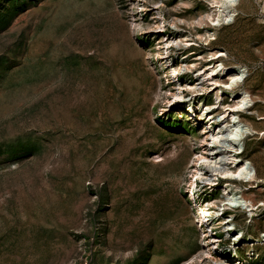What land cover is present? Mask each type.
<instances>
[{"label": "rangeland", "instance_id": "374dc122", "mask_svg": "<svg viewBox=\"0 0 264 264\" xmlns=\"http://www.w3.org/2000/svg\"><path fill=\"white\" fill-rule=\"evenodd\" d=\"M139 4L0 0V264H179L200 251L188 179L204 129L168 106L176 83L155 54L176 33L194 40L175 63L208 69L222 49L246 67L241 119L257 132L244 155L260 179L239 184L264 201V0H239L209 42L188 24L206 0H143L138 16ZM215 91L197 100L213 105ZM235 215L246 234L264 231V206ZM258 251L246 264H264Z\"/></svg>", "mask_w": 264, "mask_h": 264}, {"label": "bare ground", "instance_id": "6f19581e", "mask_svg": "<svg viewBox=\"0 0 264 264\" xmlns=\"http://www.w3.org/2000/svg\"><path fill=\"white\" fill-rule=\"evenodd\" d=\"M135 1L140 3L138 16L142 15L145 8L141 4L143 0ZM206 1L210 4L206 13L188 21V24L193 26L199 38L209 42L217 38L222 26L234 20L239 0ZM182 3L188 4L190 1ZM158 16L163 27H166L165 17L161 12H158ZM134 28L142 31L143 26L136 21ZM188 34L176 33L164 38L162 52H155L156 59L161 62L166 73L165 82L171 83L174 79L176 83L168 106L177 107L181 116L194 117L204 129V137L200 139L201 147L192 155L188 179L191 203L201 233V249L179 264H200L204 255L209 264H246L249 258H260L258 249L264 247V231L259 232L258 237L246 234L245 229L238 227L235 215L236 212L245 211L254 217L256 209L264 206V201L259 205L254 198L243 193L239 184H253L260 179L255 166L244 155L246 138L257 132L252 125L241 119V112L249 110L253 101L245 87L246 67L226 65L223 59L228 54L222 49L208 52V60L213 61L209 62L208 69L195 67L194 63L190 64L179 54V62L175 63L170 54L178 53L182 45L190 44L184 41L194 40L185 39ZM180 76L185 80H180ZM210 91H215L212 95L213 105H208L206 100H197ZM225 93L229 94L232 103L225 105ZM220 108L224 110L215 113ZM215 185H220L222 195L219 193L217 198L202 200L204 192H208V195L215 193ZM223 241H226L225 245L221 244ZM241 249L248 253L245 259Z\"/></svg>", "mask_w": 264, "mask_h": 264}, {"label": "built area", "instance_id": "2783aa9c", "mask_svg": "<svg viewBox=\"0 0 264 264\" xmlns=\"http://www.w3.org/2000/svg\"><path fill=\"white\" fill-rule=\"evenodd\" d=\"M170 56H172V54H170Z\"/></svg>", "mask_w": 264, "mask_h": 264}]
</instances>
